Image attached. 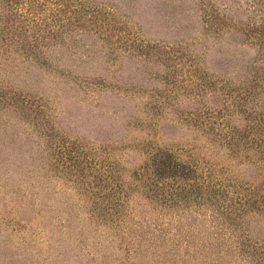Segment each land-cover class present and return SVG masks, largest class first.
Wrapping results in <instances>:
<instances>
[{"label": "rangeland", "instance_id": "rangeland-1", "mask_svg": "<svg viewBox=\"0 0 264 264\" xmlns=\"http://www.w3.org/2000/svg\"><path fill=\"white\" fill-rule=\"evenodd\" d=\"M261 26L264 0H0V264H264ZM160 150L198 176L167 201Z\"/></svg>", "mask_w": 264, "mask_h": 264}, {"label": "trees", "instance_id": "trees-1", "mask_svg": "<svg viewBox=\"0 0 264 264\" xmlns=\"http://www.w3.org/2000/svg\"><path fill=\"white\" fill-rule=\"evenodd\" d=\"M263 27V26H261ZM264 28V27H263ZM158 158H155L153 161L155 162L154 165V170L151 171L152 176H153V184H152V192L159 196L162 197L163 201H167L169 198H167L168 196H166L165 192V187H169L168 183L171 181L174 185L172 186V188H174L175 185L180 186V183L183 182H187L189 180H193L195 177V179L197 180L198 176H195L196 173V169L190 165V164H186L182 161H180L179 159H177L172 153L167 152L166 150H160L159 154L157 155ZM151 177V176H150ZM194 181V180H193ZM198 185V191L200 192V195L203 199L207 200L209 199H213L214 195H212L210 192H208L207 196L205 194V192L202 190L203 188L199 187V183L197 182ZM215 187V186H212ZM194 189H191V193ZM187 191L186 189L183 190V192ZM213 192V191H212ZM188 193L182 195V194H178L177 195V199H183V200H187L188 199ZM215 194V193H214ZM222 195V194H221ZM206 196V197H205ZM173 201H176V199ZM225 199L222 200V203H225ZM254 203H257L255 200L253 201ZM236 203H238L239 205L245 206L248 204L247 201L243 200V198H237ZM229 207H232V205L230 206H225L224 208L227 209V212H230L228 210ZM251 241V240H250ZM249 243L246 241L242 240V250L245 247V245H247ZM251 244V242H250ZM250 246V245H249ZM245 247L244 251H247L248 247Z\"/></svg>", "mask_w": 264, "mask_h": 264}]
</instances>
